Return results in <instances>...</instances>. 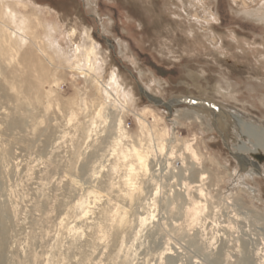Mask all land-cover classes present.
Segmentation results:
<instances>
[{
	"label": "rangeland",
	"instance_id": "rangeland-1",
	"mask_svg": "<svg viewBox=\"0 0 264 264\" xmlns=\"http://www.w3.org/2000/svg\"><path fill=\"white\" fill-rule=\"evenodd\" d=\"M3 2L30 19L36 42L46 37L34 18L56 25L54 40L63 50L70 31H76L72 44L80 49L88 44L86 33L104 62L101 82L115 71L131 102L122 108L114 95L100 96L90 79L62 68L55 54L51 65L43 64L56 85L51 74L46 81L38 70L33 49L32 65L10 52L20 68L7 64V56L0 62V264H264V162L250 157L258 165L255 173L231 156L250 141L262 147L264 132L251 131L245 139L227 117L232 108L245 122H264V22L244 16L233 0H206L213 18L202 26L218 40L215 50L173 1ZM261 7L257 2L245 9ZM11 26L7 36L0 32L3 47L13 44ZM139 120L166 131L162 152ZM119 122L127 139L119 138ZM85 129H92L88 137ZM116 140L150 152L154 175L135 177L140 189L132 202L120 192L127 190L121 184L127 167L119 162L111 169ZM183 140L193 145L198 161L184 153ZM249 171L253 180L242 179ZM183 182L194 201L206 204L196 220ZM116 205L129 211L130 228L118 242L110 239L107 249L92 246L90 225ZM153 208L154 219L135 235L138 218Z\"/></svg>",
	"mask_w": 264,
	"mask_h": 264
},
{
	"label": "bare ground",
	"instance_id": "bare-ground-1",
	"mask_svg": "<svg viewBox=\"0 0 264 264\" xmlns=\"http://www.w3.org/2000/svg\"><path fill=\"white\" fill-rule=\"evenodd\" d=\"M168 1H173L176 3V7L181 10L184 17L188 20V22L190 24H192V26L195 28V30L196 31L198 30L202 34V36L205 39V42L206 41L209 42L208 44L213 46V48H215V50H216V48H219V47H217L219 42H218V40H215L213 35H211L210 28L208 26H206V27L202 26V22H205V24L208 25L209 18L212 17V13H211L209 7L208 6L206 7V0H168ZM233 2L236 3L240 7L239 10L243 13L244 16L252 17V18H255V20H257V21H263L264 22V10H262L264 7V0H233ZM257 2L262 3V7L260 9L252 10V11H247L245 9L246 7L250 6L251 4H254ZM13 8H14L13 5H10L9 3L5 4L3 2V0H0V22L2 24L1 25L2 27L0 28V32H1V34L6 35L8 31H11L9 27L12 25L11 27H13L12 28L13 31L10 34L15 36L14 39L12 40L13 44L10 43L11 42V40H10V42L8 43L9 45H6V47H3L0 45V62L1 63L6 60V58H5L6 56L10 57V55H8L10 52L12 57H15L17 55L19 56V54L22 56V57L19 56V57H21V60H22L21 64L28 63V64L32 65L33 63L31 62V60H35V58L32 59L31 56H33V55H31V54H32V52L34 54L36 52V54H35L37 56L36 59L40 63V65H37V64L36 65L40 67V68H38V70L41 69V71L45 74V80L47 81L49 78V75L52 73V70L50 71L49 67H47L43 64V61L46 62L47 65H51V62H53V57L51 55L55 54V55H57V61H58L57 63L60 64L61 66H63L62 68H67L71 71H75L77 73L82 74L85 77V79L88 78L91 80L96 93H98L100 96H105V97H110V96L114 95L115 102L120 107L126 108L125 104L127 102H129V103L131 102L129 100L131 98V96L128 93V90L125 89L126 87L124 88L121 85V83L119 82V80L117 78L115 71H112V73L107 75L106 80L104 81V83H102L103 82L102 81V79H103V77H102V75H103L102 74L103 73L102 72L103 71L102 66H103L104 62H103V60H101L97 56L98 49H99L97 44L95 42H93L92 40H90L88 38V36L86 35V33L83 32L84 35L83 34L82 35H83V37H85L88 40V44L86 43V46L83 47V49L81 47L82 50L79 48V46L72 44V39L74 38L75 32H76L74 30L70 31L67 34L68 45H67L66 49L63 50L60 48V46L54 40L56 25H53V26H50L49 24L43 25L40 23L42 21L39 22L37 18H34L33 19L34 23H36L38 26L43 28L42 29L43 34L46 37L44 39L45 42L43 40H41L42 43L39 41L36 42L37 41L36 40L37 35H35L33 28L30 25V19L28 17H25V16H22V17L17 16V11H15V9H13ZM36 14L38 15V13H36ZM1 20L2 21L5 20L6 22H8V25H5L6 22L3 24V22ZM190 32H192V31L190 30ZM9 36H11V35H8V37ZM0 38H4V37H0ZM26 41H27V43H25ZM5 42H8V41L6 39H4V44H5ZM12 47H14L15 54H12V52H11V50H13ZM12 57H10L9 63H7V62L6 63L10 64L14 67L19 65L18 61H20V60H16V58H12ZM30 58H31V60H30ZM19 66H17V67H19ZM17 67L15 70H17ZM19 68H18V70H19ZM29 68L31 69V67H29ZM22 70H21V72L19 70L20 75L24 71V70L23 71ZM31 71H32V69H31ZM54 71L56 73V70H54ZM26 73H27V70H26ZM23 74H25V73H23ZM37 75H39V74L37 73ZM29 78L31 79L30 76H29ZM13 80H15V79H13ZM35 81H33V82H35V84L38 82V85H40V83L42 82V79L36 78ZM8 82H10V81H8ZM22 82L20 81L19 83H22ZM57 82H58V79L54 76V73H53L51 84L56 85V84H58ZM29 84L31 85V82H29ZM10 87L14 90L13 82H12V84H10ZM37 88H35V89L37 90ZM18 90L19 89H17V91ZM32 90L34 91V88ZM216 91H219V90L217 89ZM18 92L16 94H17V96L18 95L20 96L21 93H20V91H18ZM220 92H221V90H220ZM216 94H218V93H216ZM222 94H224V93H222ZM228 94H229V92L225 93L224 96L228 97ZM36 95H37V93H36ZM50 95H51V92L49 91L47 93V96L50 97ZM229 96H230V94H229ZM227 97L225 99H227ZM231 98H232V96H231ZM231 98L229 97L228 100ZM100 99H101V97H100ZM173 102L174 101H172V105H168V106H170V107L174 106ZM24 103L26 104V102H24ZM19 110H21V109H19ZM47 110H45V111H47ZM229 110H231V112L229 113V115H227V117L232 122V124H233L232 126H233L234 130L236 132H238L241 137L242 136H244V138L249 137V134L251 131L257 130V133H259L258 131L264 132V122H259V125L261 128L259 126L257 127L256 125H254V123L245 122L244 121L245 117L243 116L242 113H239L238 111H235L232 108H230ZM70 111H72V109ZM70 115H71V117H74L73 113ZM221 116H222V114H221ZM215 118L220 120V118H217V115L215 116ZM221 119H222V117H221ZM92 124L93 123L91 121L90 125H92ZM139 124L141 126V129L143 131H145L149 135L150 138L152 136V139H154V142L156 144V149L159 152H162L164 150V141H165V138L167 136L166 131L165 130L158 131L157 129H153V128L149 129V128H147L148 125L145 124L143 120H139ZM91 130L92 129H87V130L85 129V132H86L85 136L87 135V137H88ZM118 132L120 133V136H119L120 139H127V135L125 134L124 130L121 128L120 122L118 124ZM253 133L254 132H252V135H253ZM257 137H260V136L257 135ZM262 139H264V137ZM259 141H261V140H259ZM250 142H249L250 146L247 143L237 146L235 148V150H236L235 153H239L241 156L244 155L243 157L245 159L246 166L252 167L253 171L255 173H258L259 169H258L257 163H255L253 160H251V158H250L251 156H248V158H247L246 155H256V154L264 155V145L262 147L260 144H258L256 146L255 144H251ZM182 150L184 151L185 154L189 155L191 160L198 161V155H197L195 149L193 148V145L190 144L187 140L186 141L183 140ZM111 153H112L111 155L115 158V161L113 162L112 167H111V169L113 171H115L117 169L119 162L124 163L125 167H127V169H126L127 173L123 176V181L121 182L122 187L124 186L125 188H127V190H120V192L121 193L124 192L123 196H122L123 198H126L127 200H129V202H132L133 197H134L133 192L140 189L138 187H137L138 189H136V187H135V183H134L135 177L139 173H141L142 175H147V174L151 175V179H152V177L154 175L153 174L154 170L152 171V168L150 167V164L148 162V157H149L148 154L150 152L148 149H145V151L141 150V149H139V147L135 146L134 144H130L129 148H125L124 146L121 145V141L116 140L113 142ZM239 154H233V155H235V156L238 155L240 160L243 159ZM183 161L184 160L182 158V162ZM184 166L185 165H183V167ZM243 167H244V165H243ZM188 170L189 169L186 168V172ZM253 171H249L248 173H246L245 176L242 174L243 175L242 179H245V177H248L249 179L253 180V178H254L253 175L254 176L256 175V174H253ZM155 173H157V172H155ZM200 179L202 180V176ZM111 187H113V186H111ZM182 187L186 191L185 192L186 196H187L189 202L191 203V207L189 209L190 210L189 212H190L191 216L196 220V218L200 214H202V212L206 209L205 208L206 204H204V203L202 204L201 202H196L190 197L189 190L191 189V186H189V184L183 182ZM197 192L199 193L200 196H204L203 190L201 189L200 186H198ZM154 201H155V199H154ZM153 204H155V202H153ZM154 211H155V208H153L152 210H148V211H146V217L145 218H138L139 229L135 235H138L140 233V231H142V227L144 226V223L146 222V220L154 219ZM101 214H102V218L95 221L93 224L90 225V228L92 229V236L90 235V238H91L90 243L92 246H94L96 244L98 246L99 243L100 244L103 243L104 244V245H102L103 248L107 249L110 239H112L113 243L118 242V239H120V236L123 235L128 228H130L131 223L128 219L129 211L125 207L116 205L113 210L104 209L101 212ZM106 242H107V244H106ZM105 245H107V246H105ZM86 256H84V257H86ZM81 260H82V258H81Z\"/></svg>",
	"mask_w": 264,
	"mask_h": 264
},
{
	"label": "water",
	"instance_id": "water-1",
	"mask_svg": "<svg viewBox=\"0 0 264 264\" xmlns=\"http://www.w3.org/2000/svg\"><path fill=\"white\" fill-rule=\"evenodd\" d=\"M173 100V99H172ZM182 103V102H181ZM166 105H172V101L170 100V101H168L167 103H166ZM231 156L236 160V161H238V162H240V163H244L243 165H246V163L244 162V160L243 159H241L240 160V158H239V156L238 155H233V154H231ZM252 157V159H254V160H256V161H258V162H261V161H263L264 162V155H259V154H256V155H252L251 156Z\"/></svg>",
	"mask_w": 264,
	"mask_h": 264
}]
</instances>
